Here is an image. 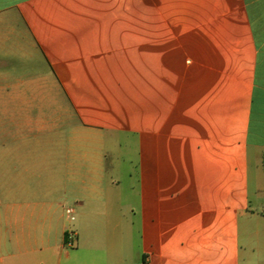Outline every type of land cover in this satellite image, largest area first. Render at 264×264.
<instances>
[{"label": "crops", "instance_id": "obj_1", "mask_svg": "<svg viewBox=\"0 0 264 264\" xmlns=\"http://www.w3.org/2000/svg\"><path fill=\"white\" fill-rule=\"evenodd\" d=\"M0 264H264V0H0Z\"/></svg>", "mask_w": 264, "mask_h": 264}, {"label": "built area", "instance_id": "obj_2", "mask_svg": "<svg viewBox=\"0 0 264 264\" xmlns=\"http://www.w3.org/2000/svg\"><path fill=\"white\" fill-rule=\"evenodd\" d=\"M66 214L67 216L73 220L74 217H73V210L71 208H68L66 210ZM76 240H77V235L74 231H69L67 234H66V246L69 247V248H72L74 247L75 243H76Z\"/></svg>", "mask_w": 264, "mask_h": 264}, {"label": "rangeland", "instance_id": "obj_3", "mask_svg": "<svg viewBox=\"0 0 264 264\" xmlns=\"http://www.w3.org/2000/svg\"><path fill=\"white\" fill-rule=\"evenodd\" d=\"M125 145H135L134 141H132V144H131V141L126 139L124 140V146ZM125 156V155H123ZM130 156V154H128V157ZM124 169H126V167L124 166ZM123 174L124 175H121V179H122V193L123 194H126V193H129V179L127 178L126 174H125V171H123Z\"/></svg>", "mask_w": 264, "mask_h": 264}]
</instances>
